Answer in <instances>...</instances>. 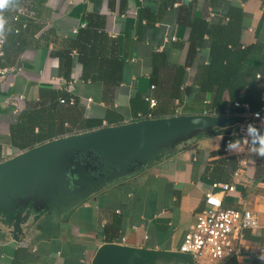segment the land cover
<instances>
[{"label":"crops","instance_id":"crops-1","mask_svg":"<svg viewBox=\"0 0 264 264\" xmlns=\"http://www.w3.org/2000/svg\"><path fill=\"white\" fill-rule=\"evenodd\" d=\"M90 12L104 15V29L116 38V52L124 58L123 80L110 91L100 81L81 78L75 52L71 79L59 76L54 51L71 43L68 39ZM236 13L242 47L253 46V60L264 57V0H20L19 11L6 12L10 31L5 59L9 60L4 66L10 68L0 79V162L31 149L12 144L11 127L49 87L64 88L79 100L73 106L79 112L77 123L73 126L67 115L62 133L52 139L135 121L130 105L134 94L156 99L154 118L202 114L207 109L209 115L228 122L176 140L159 160L131 165L66 213L33 211L32 221L26 222L29 228H23L17 239L0 225V264H91L105 242L177 250L204 205L205 192L216 189L214 182L235 185L224 195V205L248 208L258 218L257 227L243 230L238 264H264L256 258L264 253V158L246 146L238 154L227 150L229 141L238 140L232 130L239 111L227 90L221 104L212 107V93L201 91L196 83L199 69L211 58L210 38L205 35L193 53L189 49L193 18L216 24ZM157 53L164 57L159 58L160 72L153 86L150 75ZM178 67L184 68V82L174 97L172 82ZM9 94L24 95L19 111L7 105ZM86 119L100 122L84 128Z\"/></svg>","mask_w":264,"mask_h":264},{"label":"water","instance_id":"water-1","mask_svg":"<svg viewBox=\"0 0 264 264\" xmlns=\"http://www.w3.org/2000/svg\"><path fill=\"white\" fill-rule=\"evenodd\" d=\"M198 120V124H193ZM228 122L209 114H179L103 126L55 138L0 162V225L17 239L29 228L33 211L66 213L132 165L159 160L172 144L196 131ZM95 152L111 173L83 162ZM27 222V223H26ZM196 264L191 253L105 242L91 264Z\"/></svg>","mask_w":264,"mask_h":264},{"label":"trees","instance_id":"trees-1","mask_svg":"<svg viewBox=\"0 0 264 264\" xmlns=\"http://www.w3.org/2000/svg\"><path fill=\"white\" fill-rule=\"evenodd\" d=\"M235 15L237 13L231 15L228 20L216 24L208 23L202 17H195L190 21L189 49L192 53L201 46L205 35L210 38L211 58L208 64L199 69L196 83L201 91L212 93L210 101L212 107L221 104L223 92L227 90L231 102L235 100L248 102L253 108H257L260 106V92L263 86L262 79L257 75L264 74V57L253 60L256 57L253 46L242 47L240 42L241 22L240 18H236ZM84 20V25L78 28L76 35L68 39L71 43L54 51L58 57L59 76L65 81L71 79L74 58L72 53L75 52L77 61L81 65V78L100 81L105 90L110 91L123 80L124 58H120L116 52V38L107 35L104 29V15L90 12L86 13ZM6 41L7 38L3 45L4 60L0 62V66H4L6 60H9L5 59V53L8 50ZM160 57H164V54L157 53L153 58V71L150 75L153 86H156L160 72ZM174 73L171 94L177 97L180 93V86L184 82V68L178 67ZM147 96L151 97V95L142 96L140 94H134L131 97L130 105L136 114L149 111ZM70 98H73V103L69 102ZM60 99L65 101L60 102ZM78 101L64 88L42 89L41 99L22 111L17 122L12 125V144L24 149L51 140L62 133L61 126H63L67 115H70V121L73 120L71 123L74 126L78 121L79 112L73 106L77 105ZM237 110L242 111L241 108H237ZM151 111L156 116L153 108ZM234 119L237 122L241 117L237 116ZM99 122V120L86 119L82 126L90 128ZM232 131L236 136L235 129ZM93 155L97 154L95 152L80 154V156L88 158ZM94 163L98 166L97 168H102L103 171L109 169L107 165L101 163L98 155ZM224 264H238V260L235 257H229L224 261Z\"/></svg>","mask_w":264,"mask_h":264},{"label":"built area","instance_id":"built-area-1","mask_svg":"<svg viewBox=\"0 0 264 264\" xmlns=\"http://www.w3.org/2000/svg\"><path fill=\"white\" fill-rule=\"evenodd\" d=\"M3 45L4 42L0 44V58L3 55ZM9 68L0 66V79L6 77ZM257 76L263 82L260 92V106L253 108L248 102L238 100L232 102L234 108L242 109L239 112L241 119L233 125L238 140H243L245 137L248 123L257 127L260 126V119L255 116L256 113L264 118V74ZM146 99L149 101V111L146 113L138 112L135 120L154 118L151 110L156 105V100L149 96ZM5 101L14 112H17L24 101V95L9 94ZM64 101V99H60V102ZM88 101H91V98ZM69 102L73 103V98H70ZM203 114H210V111L204 109ZM212 187L216 189L205 192L204 205L195 213V221L185 232L177 249L181 252L191 253L196 264H224V261L229 257L238 259L243 253V230L258 226V218L250 209L224 205L223 197L227 192L235 190L234 184L214 182Z\"/></svg>","mask_w":264,"mask_h":264},{"label":"clouds","instance_id":"clouds-1","mask_svg":"<svg viewBox=\"0 0 264 264\" xmlns=\"http://www.w3.org/2000/svg\"><path fill=\"white\" fill-rule=\"evenodd\" d=\"M19 5L20 0H0V44L6 40V32L10 31L9 21L5 14L6 12L19 11ZM255 116L260 119V126L257 127L252 123H248L243 140L228 142L227 150L229 152L238 154L247 145L251 153L264 158V118H261L259 113H256ZM198 123V120H193V124ZM256 258L259 261H264V253L257 255Z\"/></svg>","mask_w":264,"mask_h":264},{"label":"flooded vegetation","instance_id":"flooded-vegetation-1","mask_svg":"<svg viewBox=\"0 0 264 264\" xmlns=\"http://www.w3.org/2000/svg\"><path fill=\"white\" fill-rule=\"evenodd\" d=\"M90 156H91V155H90ZM90 156H89V157H90ZM80 159H81V160H88V161H90L91 163L95 164V163H94V160L88 158L87 156H81ZM100 172H105V173L108 174L109 172H110V173L112 172V168L109 167V169H106L105 171H103L102 168H98V169L96 170V173H95V174L98 176Z\"/></svg>","mask_w":264,"mask_h":264},{"label":"rangeland","instance_id":"rangeland-1","mask_svg":"<svg viewBox=\"0 0 264 264\" xmlns=\"http://www.w3.org/2000/svg\"><path fill=\"white\" fill-rule=\"evenodd\" d=\"M80 154L77 156V157H75V158H79V160H80ZM90 159H92V160H97V155H93Z\"/></svg>","mask_w":264,"mask_h":264}]
</instances>
